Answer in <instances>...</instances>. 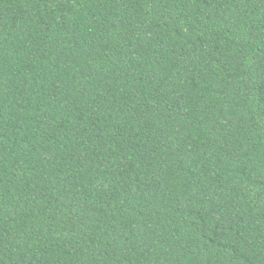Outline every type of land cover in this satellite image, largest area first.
Returning a JSON list of instances; mask_svg holds the SVG:
<instances>
[{
  "label": "trees",
  "instance_id": "16d2710c",
  "mask_svg": "<svg viewBox=\"0 0 264 264\" xmlns=\"http://www.w3.org/2000/svg\"><path fill=\"white\" fill-rule=\"evenodd\" d=\"M0 264H264V0H0Z\"/></svg>",
  "mask_w": 264,
  "mask_h": 264
}]
</instances>
